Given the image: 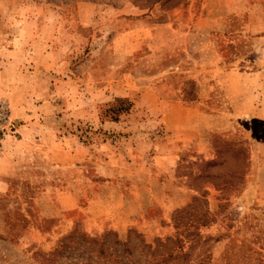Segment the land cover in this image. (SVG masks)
Here are the masks:
<instances>
[{"label":"rangeland","instance_id":"1","mask_svg":"<svg viewBox=\"0 0 264 264\" xmlns=\"http://www.w3.org/2000/svg\"><path fill=\"white\" fill-rule=\"evenodd\" d=\"M196 67L242 80L241 95L218 82L202 107L214 120L174 108L182 130L216 133L208 153L174 144L178 164L157 165L184 131L142 94L172 83L196 99ZM229 94L264 117V0H0V264H66L51 254L72 230L131 235L137 257L161 240L172 264H264L249 186L264 161L245 134H222L264 121L235 117ZM129 213L127 231L109 228Z\"/></svg>","mask_w":264,"mask_h":264},{"label":"crops","instance_id":"2","mask_svg":"<svg viewBox=\"0 0 264 264\" xmlns=\"http://www.w3.org/2000/svg\"><path fill=\"white\" fill-rule=\"evenodd\" d=\"M183 49V48H182ZM204 69H199V67L193 68L191 69V75L192 74H196L197 76V81H198V91H197V96L196 99H188L185 94L183 95V90L182 88H178V86L175 84V86L172 83H166L163 85H160L159 87L155 88V87H150L151 90L145 91L142 94V99H144V96H152V99L154 100L157 96H159V102L156 101L155 103H153L154 105H161L160 111L157 110L155 113L156 114H160L162 116V121L165 122V126L169 129H172L174 131H184V132H168L170 133V137L172 138L171 141H169L166 146V148L162 151H160L158 153V155L156 157H152L153 160H156L157 165L160 163V161H164V163L167 164V162H169L170 159L174 160L176 164H178L180 155L178 154L177 150L174 149H169L170 145H181L184 149L187 148H191L194 151H197L198 153H208L209 152V136L212 133H216V132H208V131H214L216 127H213V129H207V130H203L200 131L198 130V119H197V123H196V127L195 130L197 132H186L185 130H182V128L180 127V125H174L172 123L173 120V115L174 113H176L175 110H173L174 108H179V110H183V111H190L191 113H195L197 118L198 117H203L204 115L208 116L210 119L214 120V114H210V113H205V111L202 110V107L206 104H208L207 102L210 101V99H212L213 97V89H216V86L219 85L218 82H221L223 85H226L227 89H229V87H233L234 89H238L239 90V94L241 95V91L243 89V81L239 79V83L237 85H231L229 84L228 78H219L218 81L216 83H211L209 82V76L207 73H209V69L208 67L206 68V72L203 71ZM242 79L244 78L243 74H240ZM212 79V78H211ZM208 81V82H207ZM200 87V89H199ZM161 91H165L166 94L164 96H162V94L160 93ZM181 91V96L178 97V93ZM157 92V94H156ZM159 94V95H158ZM157 95V96H156ZM236 95V94H233ZM231 94L228 95V97H230V99L232 100L231 102H229L231 105H236L238 106L237 110V115L235 117H244V120H251L252 122H250L251 124H253V121L258 122L259 120L263 119L264 121V117L258 116V114H252V111H250V113H247L245 111L242 110L241 106L244 105V99L242 101L241 96H233ZM243 97V96H242ZM162 99V100H161ZM190 108V109H189ZM200 110V111H199ZM202 112V113H201ZM222 115V114H220ZM223 116H225V114H223ZM227 116V115H226ZM233 115H231L232 117ZM260 118V119H259ZM175 119L179 120L180 117H176ZM245 121V122H246ZM231 122V121H230ZM264 123V122H263ZM195 124V123H194ZM233 124L229 123V125ZM239 124L241 125V122H239ZM244 125V130H239V132H223L222 134L224 136H231L236 134H245V138H249L250 141H254V146L258 149L257 153L259 155L260 160L264 161V132H257L256 130H254L253 128L251 129H247L248 124L245 123ZM187 126L184 127V129ZM234 127V126H232ZM194 126L192 124V126L190 127V129H193ZM231 129V128H230ZM221 133V132H220ZM142 158V157H141ZM143 163V162H142ZM141 163V164H142ZM143 166V165H142ZM145 167V164L144 166ZM256 169L258 171L257 178H259L260 176L263 177L264 172L259 170L258 166H256ZM262 174V175H261ZM254 184L259 186V190H257V192L259 193L258 196L256 197L257 201H263L264 202V178L261 180H256V179H250V183L249 186L250 188L254 187ZM255 188V187H254ZM135 214V212L133 213ZM131 213L126 214L124 216H122L120 219L123 221V223L120 222V220H118L117 218H113L114 220L113 223L111 225H109V228H113L117 231L120 232H125L127 231L129 225L132 222V215Z\"/></svg>","mask_w":264,"mask_h":264},{"label":"trees","instance_id":"3","mask_svg":"<svg viewBox=\"0 0 264 264\" xmlns=\"http://www.w3.org/2000/svg\"><path fill=\"white\" fill-rule=\"evenodd\" d=\"M63 239L58 242L51 256L55 258L62 255L66 264H172L176 259L173 255L168 259L158 258V249L164 245L161 240L157 242L158 245H150L142 240L143 254L137 257L131 235L127 241H123L112 231L93 237L72 230Z\"/></svg>","mask_w":264,"mask_h":264},{"label":"built area","instance_id":"4","mask_svg":"<svg viewBox=\"0 0 264 264\" xmlns=\"http://www.w3.org/2000/svg\"><path fill=\"white\" fill-rule=\"evenodd\" d=\"M7 118H8V115L6 112V108L3 104H0V121H5Z\"/></svg>","mask_w":264,"mask_h":264}]
</instances>
